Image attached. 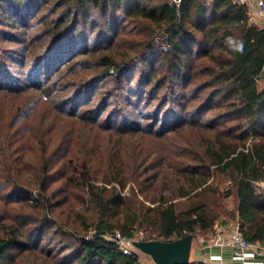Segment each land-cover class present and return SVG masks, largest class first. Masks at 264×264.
I'll list each match as a JSON object with an SVG mask.
<instances>
[{
    "label": "trees",
    "instance_id": "trees-1",
    "mask_svg": "<svg viewBox=\"0 0 264 264\" xmlns=\"http://www.w3.org/2000/svg\"><path fill=\"white\" fill-rule=\"evenodd\" d=\"M248 10L235 0H0V94L29 97L7 125H17L10 135L17 144L11 149L8 143L13 159L0 143V198L26 196L21 202L38 213L32 228L0 236V264L12 250L36 248L35 240L52 224L67 226L52 215L56 193L49 188L57 177L63 187L56 191L62 197L55 206L66 203L69 189H80L82 201L96 212L93 219H81L84 230L63 229L72 241L57 264H141L138 252L124 254L106 233L118 230L134 238L140 230L146 240L170 241L194 236L196 230L206 233L221 214L237 219L246 240L264 241V191L257 188L264 182V32ZM134 30L142 35L132 39L133 53H114ZM99 67L70 80L73 70ZM106 79L109 91L92 103L89 91ZM113 97L118 100L108 109ZM45 103L52 110L43 108ZM30 114L31 125L40 123L41 115L68 127L61 139L44 141L36 124L40 165L24 177L15 165L28 147V138L18 136L27 129L17 123ZM79 121L86 129L108 131L110 144L87 143ZM187 129L198 131V142L189 138L174 146L179 156L189 151L172 172L175 185L162 179L152 194L143 193L145 181L156 174L143 179L141 164L126 163L111 152L130 142L144 163L146 147L132 137L148 134L158 141ZM151 148L162 151L164 144ZM102 151L108 159L99 175L93 157ZM212 174L229 180L222 193L209 183ZM129 180L137 189L128 185L124 191ZM138 191L153 205L136 198ZM228 197L234 199L232 210L215 200ZM182 198L195 201L177 210Z\"/></svg>",
    "mask_w": 264,
    "mask_h": 264
},
{
    "label": "rangeland",
    "instance_id": "rangeland-1",
    "mask_svg": "<svg viewBox=\"0 0 264 264\" xmlns=\"http://www.w3.org/2000/svg\"><path fill=\"white\" fill-rule=\"evenodd\" d=\"M142 31L137 32V31H132V34H127L126 37H124L125 42L123 44L125 45H119L116 46L113 49V52L118 54L121 52H127V53H133L135 50L136 46L133 47V42L132 39L134 37H139L141 36ZM156 40H160L159 37H156ZM89 60H93L94 58L91 56H88ZM81 67V66H79ZM101 67L99 68H93V69H81L79 68L78 70H73V72L70 74V80L75 78L79 73L82 75H91L92 73H95L96 71H99ZM80 74V75H81ZM77 79V78H76ZM66 81V80H65ZM111 82H108V80H102L98 81L97 83L94 84L93 88L96 89H91L89 92L93 93L94 92V97L92 98V103H96L100 101L103 97H105L106 92L109 91L110 86L108 84ZM79 85H75V88L72 89V92L76 90V88ZM2 94V95H1ZM0 94V143L6 147H8V143L10 142V135L11 132L14 131V128L17 129V125H15L14 128L8 129L7 125L9 121L12 119V117L15 116L17 109L19 111L21 108H25L28 105V96H17L14 94L6 93L3 94L1 92ZM117 98H111L109 101V107L110 109L113 104H116ZM81 105H77L81 109ZM91 103H88L85 107L90 106ZM46 110L51 109L50 106H48L46 103L44 106H42ZM78 108V109H79ZM79 109V110H80ZM52 110V109H51ZM139 110V109H138ZM138 110L131 109V111L137 113ZM33 113V112H32ZM31 113V114H32ZM27 117L20 118L17 124H25L24 128L28 130V133L31 137L27 135V130L26 132L21 131L18 136L22 135L24 138H28L25 140V143L27 142L26 151L24 152L23 158L20 160V164L18 161H16V167H19V171H22L25 173L28 177L32 176V173H34L37 169L38 166L40 165V160H39V151L37 150V146L33 139H35V136H33V131H37V126L36 124H40L42 126V137L44 141L52 140L55 141L57 139H61V132L67 128L60 126L63 124V121H58L56 123H53L52 119L47 120L46 117L42 118L41 115H39L40 123L33 122L31 125V122L33 119L32 115ZM22 124V125H23ZM50 125L54 126L51 127ZM64 125V124H63ZM12 127V126H11ZM77 128H79V132H82L83 135L85 136L87 143H102L103 145H108L110 142L108 141V134H110L108 131L98 129L97 127H93L91 130L86 129L83 127L82 122L77 123ZM88 128H90V125H88ZM59 133V134H58ZM198 131L195 129H187L186 131H181L177 134L171 135L169 137L163 138L161 140H155L153 135H148L145 134V136L141 139H137L132 137L131 139H134L136 141V145L139 142L142 147H146V152L148 153V158H146V162L142 163L143 157L136 153L135 150H133L130 146V142L127 143L124 147H121L119 149L112 150L111 152H114L117 154L118 158L126 163H139L141 164V168L145 171H142L141 178L145 177H150L154 174H156V177L159 175L157 180L155 181L154 179H148L145 181V187L146 191L143 192L145 194H152L154 192V186L159 185L163 179H166L168 182L173 183L175 185V180H174V175L172 172H174L177 168L180 167V165H183L182 162H185L186 159L183 158L184 155L189 156V151L182 153V156H179L177 154L178 152V146L177 144L182 145L187 142L189 138H194L193 142H198ZM116 136H119L115 134L113 138H118ZM76 135H73L72 138H75ZM49 138V139H48ZM159 139V138H157ZM139 140V141H138ZM111 141V140H110ZM50 142V141H49ZM155 142H162L164 144V150L159 151L157 148H151L152 143ZM17 143H15L12 140V143L10 145V148L16 146ZM173 145V146H172ZM194 146L191 145V148ZM31 147V148H30ZM149 147V149H148ZM197 150V149H194ZM1 152V151H0ZM9 152V147L7 148L6 155L8 157L12 156L13 159V154L11 155ZM98 154L94 155V160H93V167L97 171V174L104 169V164L106 163V159H108V155L106 151H102V153L97 157ZM6 157V156H5ZM7 159V158H6ZM11 158H9L10 160ZM15 164V163H14ZM25 166V167H24ZM27 167V172L26 168ZM0 170H2V166L0 164ZM101 175V174H99ZM1 182V181H0ZM63 179L57 177L56 180H54L50 184V191H54L56 194L52 196L56 201V199H61L62 194H59L57 189H60L63 187L62 185ZM209 183H212L217 189H219L220 193H222L224 190H226L229 186V180L224 177L222 174H212L211 179L209 180ZM258 191H264V185L262 182L258 183ZM25 185V184H24ZM128 185H130L133 188L137 189V185L135 182L129 180L127 183V187L124 189V191L127 190ZM119 186H117L118 188ZM5 193H7L8 190L7 188L5 190ZM70 191V197L66 201L65 204H60V206H55L57 202H53V218L59 220L61 222H66L67 221V226L64 228H59L58 224H52L53 226L49 228V230H45L42 236L38 238L37 240V246L36 248L30 249V250H25V251H18V250H12L9 252L8 255V261L5 264H57V257L61 256L59 253H66L69 251L67 249L68 242L72 241L70 237H66L65 234H63V229L66 231H72L77 229L78 231L84 230L83 225L81 224V219H93L94 216L96 215V212L91 209L87 201H82L84 197L83 191L80 189H74ZM141 192H137L136 198L139 200L143 201L145 204L153 205V203L145 200L143 196L141 195ZM8 194H4L0 198V236L11 233L12 230L14 229H20L21 231H25L26 229H29L30 227L32 228L33 226L31 225L32 222L34 221L35 217L37 216L36 208L32 206H27L24 204L25 202H21L24 200L23 195H15L13 196L14 199H12V196H6ZM64 197L67 195V193H63ZM16 197V199H15ZM186 198L182 199H177V205L176 208L177 210L184 209L188 206L189 203L192 201L194 202L195 198H192V201H186ZM219 203H223L224 207L227 210H232L234 206V199L233 197H228L225 199L217 198L215 199ZM78 213L81 215L80 217L78 216ZM232 220H235V217L232 215H227V214H221L216 221L214 222L213 226L211 227L210 230H208L206 233L196 230L195 235L193 236L194 241L193 244H196V240L198 239H207L214 231L216 228L223 227L227 223L231 222ZM60 222V223H61ZM93 227L87 235L91 234V231H93ZM28 231V230H27ZM118 231V230H116ZM135 237L132 238L134 240H146L145 238L147 237L145 231H140L137 230L135 232ZM153 236V235H152ZM34 241V239L32 240ZM195 244L193 247H195ZM135 251L139 253L140 256V262L141 264H147L148 262L145 261L144 257H148V255L142 253L139 251L137 248H135Z\"/></svg>",
    "mask_w": 264,
    "mask_h": 264
},
{
    "label": "built area",
    "instance_id": "built-area-1",
    "mask_svg": "<svg viewBox=\"0 0 264 264\" xmlns=\"http://www.w3.org/2000/svg\"><path fill=\"white\" fill-rule=\"evenodd\" d=\"M258 15L264 17V1L259 0L257 4ZM258 184V183H257ZM108 239L117 244L119 249L126 255L135 252L134 239L122 234L119 231H112L105 235ZM207 247L228 248L230 258L240 261L241 264H264L261 255L264 252V241L246 240L239 228L237 219L232 220L223 227L216 228L210 237L203 240ZM222 259L221 254L211 253L208 260L211 262ZM148 264H156L152 260Z\"/></svg>",
    "mask_w": 264,
    "mask_h": 264
},
{
    "label": "water",
    "instance_id": "water-1",
    "mask_svg": "<svg viewBox=\"0 0 264 264\" xmlns=\"http://www.w3.org/2000/svg\"><path fill=\"white\" fill-rule=\"evenodd\" d=\"M261 30L264 32V25ZM192 239L191 234H186L170 241L135 240L133 244L156 264H186L189 261Z\"/></svg>",
    "mask_w": 264,
    "mask_h": 264
},
{
    "label": "crops",
    "instance_id": "crops-1",
    "mask_svg": "<svg viewBox=\"0 0 264 264\" xmlns=\"http://www.w3.org/2000/svg\"><path fill=\"white\" fill-rule=\"evenodd\" d=\"M235 1L238 3L246 4L248 6L249 16L252 22L260 25L261 27L264 25V17L258 15L257 13V4L259 0H235ZM262 184L264 185V182H262ZM203 240L204 238L196 240V244L194 243L195 247H193L194 238L192 239L189 260H200V261H205L211 264H241L240 261L233 260L230 258V250L228 248H219L215 246L207 247L205 246ZM211 253L221 254L222 259L219 261H214V262L209 261L208 255ZM144 258H145V261H147L148 263L151 261L150 257L149 258L144 257ZM261 258L264 260V252L261 255Z\"/></svg>",
    "mask_w": 264,
    "mask_h": 264
},
{
    "label": "clouds",
    "instance_id": "clouds-1",
    "mask_svg": "<svg viewBox=\"0 0 264 264\" xmlns=\"http://www.w3.org/2000/svg\"><path fill=\"white\" fill-rule=\"evenodd\" d=\"M242 47H243V45H242V42L237 46V50H242Z\"/></svg>",
    "mask_w": 264,
    "mask_h": 264
}]
</instances>
